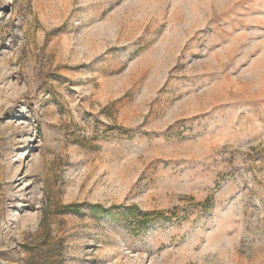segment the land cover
Returning a JSON list of instances; mask_svg holds the SVG:
<instances>
[{"label": "rangeland", "instance_id": "obj_1", "mask_svg": "<svg viewBox=\"0 0 264 264\" xmlns=\"http://www.w3.org/2000/svg\"><path fill=\"white\" fill-rule=\"evenodd\" d=\"M0 264H264V0H0Z\"/></svg>", "mask_w": 264, "mask_h": 264}, {"label": "trees", "instance_id": "obj_2", "mask_svg": "<svg viewBox=\"0 0 264 264\" xmlns=\"http://www.w3.org/2000/svg\"><path fill=\"white\" fill-rule=\"evenodd\" d=\"M130 208H131L130 211H132L133 208H132V207H130ZM135 210H137V209H135ZM138 214H139L140 216H142L141 221H138V222H137V228H138V229L144 228V227L147 225V223H148L149 217H151V216L154 215V213L145 214V213H142V212L139 211V210H138ZM157 215H158V214H157ZM130 216H133V212H130Z\"/></svg>", "mask_w": 264, "mask_h": 264}]
</instances>
